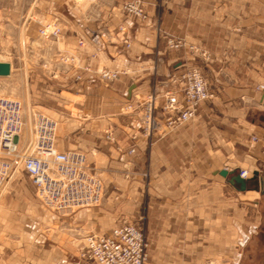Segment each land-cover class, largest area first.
Instances as JSON below:
<instances>
[{
    "label": "crops",
    "instance_id": "0c3cea01",
    "mask_svg": "<svg viewBox=\"0 0 264 264\" xmlns=\"http://www.w3.org/2000/svg\"><path fill=\"white\" fill-rule=\"evenodd\" d=\"M126 1L134 0H38L39 22L61 29L58 51L90 70L61 65L49 75L71 97L62 106L81 114L47 108L59 125L57 150L84 153L106 197L101 208L68 216L42 207L37 223L22 218L26 197L4 198L0 264H90L79 255L81 238L123 219L141 220L147 264L242 260L264 181V0H139L144 20L122 12ZM168 39L184 46L168 51ZM185 67L200 71L212 99L193 121L145 137L139 114L126 106L154 88L162 93V75ZM102 69L120 75L105 84L95 75ZM236 170L247 172L245 192L219 175ZM14 199L26 205L17 209Z\"/></svg>",
    "mask_w": 264,
    "mask_h": 264
},
{
    "label": "built area",
    "instance_id": "2783aa9c",
    "mask_svg": "<svg viewBox=\"0 0 264 264\" xmlns=\"http://www.w3.org/2000/svg\"><path fill=\"white\" fill-rule=\"evenodd\" d=\"M121 10L138 20L146 17L139 0L123 2ZM39 33L43 38L57 39L61 29L53 23ZM78 45L83 44L80 41ZM166 45L176 49L184 43L168 39ZM125 46L129 45L125 43ZM61 59L65 61L63 64L69 62L70 69L90 71L75 64L73 55ZM119 74L107 69L95 72L98 80L105 84L116 81ZM75 80L81 77L77 75ZM161 86L162 93L154 88L143 101L126 106L127 110L139 114L141 133L147 138L158 134L161 128L159 136L193 121L198 106L213 97L206 80L195 67L170 73ZM31 124V139L20 146L25 125L22 105L0 96V198L20 174L30 181L41 205L55 214L73 213L102 204L106 188L96 169L87 163L86 155L79 151L57 150V122L36 111L31 114ZM106 140L113 141L112 135L107 134ZM133 153L131 147L128 154ZM239 175L246 179L247 172L240 171ZM83 241L80 255L91 264H145L148 259L149 245L144 233L126 221L104 236L86 235Z\"/></svg>",
    "mask_w": 264,
    "mask_h": 264
},
{
    "label": "rangeland",
    "instance_id": "374dc122",
    "mask_svg": "<svg viewBox=\"0 0 264 264\" xmlns=\"http://www.w3.org/2000/svg\"><path fill=\"white\" fill-rule=\"evenodd\" d=\"M38 12V0H0V62L9 63L11 70L9 77L0 78V96L17 99L22 104L26 125L19 139L20 146H23L31 139V130L29 126L31 112H41L51 119L52 116L47 111V108H52L59 112L65 110L64 112L72 114L73 116L81 115L77 114V111L73 110L70 106H67L66 108L62 106V101L64 99H70L71 97L66 93H63L61 89L57 87L58 83L55 78L49 77V75L51 77L53 76V72H59L61 69H66L61 65L68 66L69 62L63 64L65 61L61 58H69L71 55L58 51L61 47L60 35L57 39H53L52 37L43 38L40 35L39 32L41 29L57 22L55 20L39 22ZM165 46V49L168 51L179 50L182 48L169 49L167 45ZM168 75H162L160 78L162 82L167 79ZM45 80H47L48 83H45ZM161 85L162 83L159 88L162 87ZM260 191L262 192V196L259 198L258 205L255 209L254 233L246 247L243 249L242 260L239 264H264V189ZM17 193L19 195L17 197H26L28 199L27 203L23 200L14 199L12 201L17 204V209H21V206L23 207L27 204V213L25 212L26 215L24 214L22 218H29L30 223H37V209L40 210L43 206L37 200L30 181L24 175L19 174L9 185L6 193L0 199V211L4 207L2 206L4 198H15L13 195ZM104 200L102 204L97 207L80 209L73 213L89 209L97 210L103 206ZM51 213L55 214L53 212ZM73 213L56 215L68 216ZM122 221L136 225L144 233L141 220H138V222L135 223L123 219L115 226L111 220L105 224V226L110 227L112 230ZM98 233L99 232H89L86 235L104 236L109 232L102 235ZM85 236L81 238L82 244L78 248L79 255L80 249L84 244L83 239ZM147 262L148 259L145 264H147Z\"/></svg>",
    "mask_w": 264,
    "mask_h": 264
},
{
    "label": "water",
    "instance_id": "95a60500",
    "mask_svg": "<svg viewBox=\"0 0 264 264\" xmlns=\"http://www.w3.org/2000/svg\"><path fill=\"white\" fill-rule=\"evenodd\" d=\"M10 64L0 62V78H6L10 75ZM219 175L223 178L227 179V182L237 191V192H245L248 188V181L244 180L240 177L239 171L226 172L221 171ZM258 177V172L253 173L252 180ZM261 188L264 189V181H261Z\"/></svg>",
    "mask_w": 264,
    "mask_h": 264
},
{
    "label": "bare ground",
    "instance_id": "6f19581e",
    "mask_svg": "<svg viewBox=\"0 0 264 264\" xmlns=\"http://www.w3.org/2000/svg\"><path fill=\"white\" fill-rule=\"evenodd\" d=\"M6 63V62H5ZM1 97H3V96H1ZM6 98H8V97H6ZM9 99H11V100H16V101H18L17 99H12V98H9ZM18 102H20V101H18ZM21 103V102H20ZM22 105V104H21ZM22 111H23V107H22ZM33 112H36V111H33ZM31 114H32V112H31ZM23 116H24V124H25V114H24V112H23ZM55 121V120H54ZM57 122V121H56ZM58 124V123H57ZM26 125V124H25ZM25 125H24V127H25ZM29 126H30V130H31V136H32V132H33V124H31V115H30V123H29ZM24 127H23V130H24ZM57 130H58V128H57ZM22 135V134H21ZM21 137V136H20ZM29 141V140H28ZM27 141V142H28Z\"/></svg>",
    "mask_w": 264,
    "mask_h": 264
}]
</instances>
